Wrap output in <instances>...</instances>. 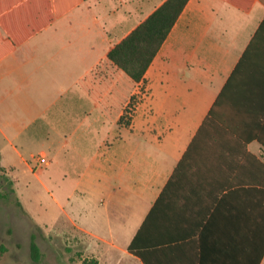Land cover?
I'll use <instances>...</instances> for the list:
<instances>
[{
	"label": "crops",
	"instance_id": "1",
	"mask_svg": "<svg viewBox=\"0 0 264 264\" xmlns=\"http://www.w3.org/2000/svg\"><path fill=\"white\" fill-rule=\"evenodd\" d=\"M164 1L0 0V134L30 142L39 126L45 148L87 165L94 200L70 220L109 251L139 233L151 264H249L264 208L251 138L264 133V0H239L248 12L189 0L134 83L107 53Z\"/></svg>",
	"mask_w": 264,
	"mask_h": 264
},
{
	"label": "rangeland",
	"instance_id": "2",
	"mask_svg": "<svg viewBox=\"0 0 264 264\" xmlns=\"http://www.w3.org/2000/svg\"><path fill=\"white\" fill-rule=\"evenodd\" d=\"M123 119L128 121L129 115ZM33 129L25 135L33 138L30 142L0 134V264H82L93 257L98 264H142L128 252L111 246L109 251L72 224V206L94 200L87 193V181H82L88 167L74 163L70 155H59L53 144L45 148L49 135L39 126ZM96 202L101 207L104 198ZM32 235L42 252L38 263L30 254ZM115 242L122 245L124 241Z\"/></svg>",
	"mask_w": 264,
	"mask_h": 264
},
{
	"label": "trees",
	"instance_id": "3",
	"mask_svg": "<svg viewBox=\"0 0 264 264\" xmlns=\"http://www.w3.org/2000/svg\"><path fill=\"white\" fill-rule=\"evenodd\" d=\"M189 0H165L158 8H156L148 17L141 21L126 37L116 43L107 53V60L117 69L123 71L134 83H139L162 44L168 37L174 24L178 20L182 11ZM234 7L248 12L252 8V4H240L239 0H224ZM244 60L242 59L237 68L236 73L244 69ZM235 74V72H234ZM233 79V78H232ZM231 80L226 84L221 92L222 96L230 91ZM221 95L218 98L221 99ZM217 103V102H216ZM215 108L210 112L208 118L204 122L205 125L213 123L216 119ZM123 118H121L122 120ZM251 138H257L258 142L264 147V133L256 132L251 135ZM1 188V185H0ZM263 190L264 193V189ZM256 197V206L263 204L264 194ZM257 210V209H256ZM258 220L255 222V238L246 248L245 255L248 256L249 264H260L264 256V208L260 215L257 214ZM139 233L133 238L128 246V252L142 260L144 264H151L148 256L142 251L138 245ZM30 254L34 262H40L42 252L36 242L35 235L31 236L30 240ZM82 264H98L96 258L84 259ZM245 264V263H244Z\"/></svg>",
	"mask_w": 264,
	"mask_h": 264
}]
</instances>
